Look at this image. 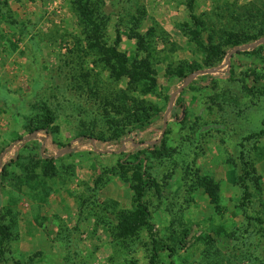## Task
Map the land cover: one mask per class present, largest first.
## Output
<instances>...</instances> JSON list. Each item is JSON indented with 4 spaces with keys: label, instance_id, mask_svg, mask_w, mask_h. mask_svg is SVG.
Wrapping results in <instances>:
<instances>
[{
    "label": "rangeland",
    "instance_id": "rangeland-1",
    "mask_svg": "<svg viewBox=\"0 0 264 264\" xmlns=\"http://www.w3.org/2000/svg\"><path fill=\"white\" fill-rule=\"evenodd\" d=\"M0 153V264H264V0H0Z\"/></svg>",
    "mask_w": 264,
    "mask_h": 264
},
{
    "label": "trees",
    "instance_id": "trees-1",
    "mask_svg": "<svg viewBox=\"0 0 264 264\" xmlns=\"http://www.w3.org/2000/svg\"><path fill=\"white\" fill-rule=\"evenodd\" d=\"M113 54H118L117 50H114L113 51ZM144 65L147 66V69L148 72L150 70H152L153 72V69L151 68L150 64L149 63H145L143 62ZM151 73V72H150ZM201 76V75H200ZM204 76V75H202ZM150 78V81L153 83L155 81V79L153 77H149ZM184 78V79H183ZM187 78V75H183L181 77V79H183L182 81L185 82V79ZM179 87L176 88V91H179ZM53 119L50 118L49 119V122H52ZM163 130V129H162ZM89 141V137H82L80 139V141ZM21 141L22 140H17L14 145L12 146V151L10 152H13L17 147L20 146L21 144ZM123 143L121 144L120 148L123 147ZM166 145L165 142H161V145L159 144H155V145H148V148L152 149L153 153L154 154H159L161 153V150L162 148H164ZM11 147V146H10ZM162 154H159L158 156H161ZM4 157V153H0V158H3ZM246 164L248 165L249 169L252 167V163L251 162H246ZM135 177L139 180V184L137 185H134L133 188L136 192V199H137V202H138V208L135 212H133L131 215H125L121 221V226H119L118 228V236L120 237H129L131 235H133L138 229L139 227L141 226V221L143 223H146L149 221V218H150V213L148 211V208L147 206L144 204L143 202V197H144V194H145V187L142 186L143 182H144V179H143V174L140 172V171H136L135 172ZM239 181L241 182L240 184H243V189H244V206H245V201L250 197V192H249V188L248 186L246 185V183L244 182V179L242 177L239 178ZM258 182V179H256V184ZM259 189H261L259 187ZM247 198V199H246ZM141 220V221H140ZM259 220V219H258ZM155 244H154V248H156V250L158 251L159 250V245L158 243H156V241H153Z\"/></svg>",
    "mask_w": 264,
    "mask_h": 264
},
{
    "label": "water",
    "instance_id": "water-1",
    "mask_svg": "<svg viewBox=\"0 0 264 264\" xmlns=\"http://www.w3.org/2000/svg\"><path fill=\"white\" fill-rule=\"evenodd\" d=\"M197 73L193 74L190 78H189V81L193 80V77L194 75H196ZM173 105H174V98H172L171 102H170V106H169V110H171L173 108ZM11 147H9V149H11Z\"/></svg>",
    "mask_w": 264,
    "mask_h": 264
}]
</instances>
